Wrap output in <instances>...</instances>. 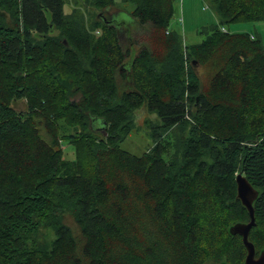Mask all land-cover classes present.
Here are the masks:
<instances>
[{"label": "trees", "instance_id": "1", "mask_svg": "<svg viewBox=\"0 0 264 264\" xmlns=\"http://www.w3.org/2000/svg\"><path fill=\"white\" fill-rule=\"evenodd\" d=\"M177 1L0 0V264H244L240 173L264 250V43L226 30L264 0H207L219 24L196 45Z\"/></svg>", "mask_w": 264, "mask_h": 264}, {"label": "rangeland", "instance_id": "2", "mask_svg": "<svg viewBox=\"0 0 264 264\" xmlns=\"http://www.w3.org/2000/svg\"><path fill=\"white\" fill-rule=\"evenodd\" d=\"M122 4L123 0H115ZM65 13H70L71 7L67 4L64 7ZM112 11L111 14H114ZM114 19L118 24H133V20L126 12L115 13ZM219 19L207 0H178L176 4L175 15L171 21L173 30L178 31L184 38L187 45H196L204 41L205 35L202 30L213 25H218ZM230 33H250L261 37L264 43V20L257 22H237L226 26ZM24 109L23 105H20ZM157 123V117L154 114L142 110L136 114V124L138 130L134 132L124 143L122 148L135 154L142 155L148 151L154 144L150 137L149 129L146 122ZM65 158L68 160L75 159V149L64 144Z\"/></svg>", "mask_w": 264, "mask_h": 264}, {"label": "water", "instance_id": "3", "mask_svg": "<svg viewBox=\"0 0 264 264\" xmlns=\"http://www.w3.org/2000/svg\"><path fill=\"white\" fill-rule=\"evenodd\" d=\"M237 196L242 204L248 210L251 220L248 223H237L232 226L229 231L231 235H241L243 237L244 247L247 251V256L244 264H264V250L257 256V250L253 242L250 241V233L256 226V216L254 204L260 195V191L255 189L248 179L241 173L237 176ZM218 264H227L221 262Z\"/></svg>", "mask_w": 264, "mask_h": 264}]
</instances>
